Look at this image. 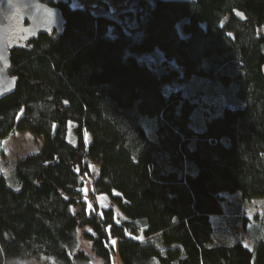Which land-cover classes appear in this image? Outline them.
<instances>
[{"label":"trees","instance_id":"16d2710c","mask_svg":"<svg viewBox=\"0 0 264 264\" xmlns=\"http://www.w3.org/2000/svg\"><path fill=\"white\" fill-rule=\"evenodd\" d=\"M42 1L66 27L11 51L0 153L16 131L44 141L19 189L0 170V264H264L238 217L227 242L213 224L221 191L264 198V0H140L120 21Z\"/></svg>","mask_w":264,"mask_h":264},{"label":"rangeland","instance_id":"374dc122","mask_svg":"<svg viewBox=\"0 0 264 264\" xmlns=\"http://www.w3.org/2000/svg\"><path fill=\"white\" fill-rule=\"evenodd\" d=\"M73 6L90 7L95 13L107 15L116 20H122V14L126 17L128 13L136 14L139 9L140 0H70ZM154 3L156 0H149ZM137 24L136 20L131 21L130 25ZM181 29V27H180ZM259 32L264 34V27L259 28ZM154 58V56H149ZM74 124L69 125V139L76 143V135L73 131ZM43 137L37 136L29 131H16L10 137L4 140L3 148L0 153V170L5 172L9 183L16 189L20 188L13 173L15 165L29 154L38 153L43 145ZM90 177L85 178L86 188L89 189ZM224 197V207L226 214L222 217L215 216L213 224L216 228V238L220 242L230 240V235L225 233L226 219L238 217L239 222L236 227L243 243L249 248H253L256 240L264 239V198L254 197L244 199L241 192L221 191ZM91 201L98 207H113L116 214V220L122 221L125 216L119 208L111 202L106 194L92 196ZM113 242V240L111 241ZM83 245L90 247L87 241L83 240ZM114 264H120L117 256L113 257ZM98 264H102L100 259H96ZM48 264L45 261L29 260L24 264Z\"/></svg>","mask_w":264,"mask_h":264},{"label":"water","instance_id":"95a60500","mask_svg":"<svg viewBox=\"0 0 264 264\" xmlns=\"http://www.w3.org/2000/svg\"><path fill=\"white\" fill-rule=\"evenodd\" d=\"M65 27L66 17L58 6L42 0H0V98L15 91L19 78L10 72L11 51L41 34H62Z\"/></svg>","mask_w":264,"mask_h":264}]
</instances>
